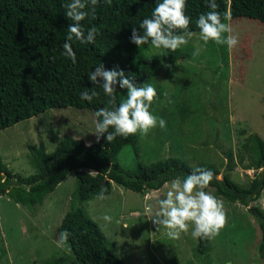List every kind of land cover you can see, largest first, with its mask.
I'll return each mask as SVG.
<instances>
[{
    "label": "rangeland",
    "instance_id": "obj_1",
    "mask_svg": "<svg viewBox=\"0 0 264 264\" xmlns=\"http://www.w3.org/2000/svg\"><path fill=\"white\" fill-rule=\"evenodd\" d=\"M223 22L231 29L225 35L238 37L234 47L217 45L210 40L201 48L198 31H193L188 43L178 48L180 53L177 52L174 66H165L169 60L163 54L156 84L165 91L164 96L174 91L173 99H186L182 113H188L190 118L182 124L181 112L176 113L161 99L152 112L163 117L166 126L157 125L145 135L139 133V158L143 163L176 154L192 165L216 163L220 169L218 178H222L223 172H230L233 178L249 179L241 164L237 163L233 170L227 168L223 147H231L237 161L236 152L242 143L238 139L244 137L241 133H257L264 140V22L244 16L226 18ZM146 51L159 52L151 45ZM221 119L226 122V128L220 126ZM94 121L93 111L87 108L70 106L45 110L1 129L0 154L13 173L33 175L36 169L29 156L30 145L42 142L47 151H53L57 136L64 133L92 143L97 140L93 133ZM172 125L175 128L183 125L181 131L185 136L169 138ZM206 127L211 134L204 142ZM170 143L175 144L173 152H170ZM134 161L131 144H125L112 158V163L123 169L130 168ZM246 172L253 175L251 169ZM170 181L145 193L115 183L104 198L96 196L84 203L89 216L104 232L108 249L120 256L124 264L174 261L180 264H264V251H259L260 226L249 210L258 207L264 211V189L259 199L243 206L216 195L214 187L206 186L205 191L222 200L226 219L218 234L210 239V250L198 254V241L192 238L191 228L180 238L169 239L165 226L153 224L144 212L146 201L151 202L154 209L158 207L156 201L166 195ZM76 183L75 173L69 172L41 203L32 206L0 195V248L6 250L11 264H41L52 259L56 264L79 263L67 242L64 247L58 245L60 220L69 208ZM106 213L112 217L111 221L104 219ZM0 263H4L1 256Z\"/></svg>",
    "mask_w": 264,
    "mask_h": 264
},
{
    "label": "trees",
    "instance_id": "obj_2",
    "mask_svg": "<svg viewBox=\"0 0 264 264\" xmlns=\"http://www.w3.org/2000/svg\"><path fill=\"white\" fill-rule=\"evenodd\" d=\"M63 2L64 0H0V130L51 108L71 106L87 108L94 113L95 109L104 106L106 97L102 88L88 80L87 71L94 69L99 62L108 69L118 65L125 70L126 75L135 77V82L140 85L152 83L157 95L150 111L163 99L174 108L173 111L181 112L182 124L185 119L190 118L188 113H182L184 104L188 101L173 99L171 96L175 94L174 91L167 97L164 96L165 91L156 84L164 55H160V52H147L150 41L137 47L129 39L131 29L138 27L143 17L151 15L155 6L153 0H111V3L98 0L94 6L89 4V8L95 7V15L90 13L80 23L85 31L95 25L98 34L92 43H81L73 39L71 43L76 53V63L61 55L67 26L71 23L64 15ZM217 3L222 21L244 16L264 22V0H217ZM209 10L211 9L203 0L186 2L185 11L193 19L200 12ZM190 28L198 31L194 23H190ZM177 52L180 53L178 48L169 50L166 54L168 63L172 66L176 63ZM187 55L192 57L189 53ZM84 87H95L100 95L92 101L82 100L79 93ZM115 95L119 103L125 98L126 89L117 88ZM227 120L230 121V118ZM221 121L220 126L226 128V122L223 119ZM171 127L169 138L184 135L181 131L183 125ZM230 128L231 126L228 129ZM210 134L206 127L204 142ZM241 134L244 137L238 139L242 143L236 152L237 161L233 158L231 147H223V150L227 168L233 170L237 163L241 164L244 175L249 177L247 181L233 178L230 172H223L222 178H218L220 169L216 163L201 162L199 165L213 171L214 177L207 186L214 187L216 195L244 206L257 200L264 189V140L257 133ZM57 139L58 143L53 151H47L42 142L29 146V156L36 169L33 175L20 176L13 173L0 154V195H8L15 202L32 206L41 203L69 172H74L76 189L69 208L61 217L58 233L64 229L71 233L67 243L78 264H124L120 256L108 249L104 232L89 216L84 203L99 196L102 190L108 194L115 183L140 193L159 189L177 175L187 174L195 165L176 154L149 164L143 163L139 158V132L127 137L117 136L112 141H106L101 136L99 140L89 144L68 133L58 135ZM125 144H131L135 154V161L128 169L112 163V158ZM174 145L170 143V152L174 151ZM248 169H253L252 177L247 174ZM249 210L258 220L261 231L259 251L263 252L264 211L258 207H251ZM197 241L198 254L210 250L209 238H198ZM0 256L4 260L2 264H11L4 248H0ZM41 264H56V260Z\"/></svg>",
    "mask_w": 264,
    "mask_h": 264
},
{
    "label": "clouds",
    "instance_id": "obj_3",
    "mask_svg": "<svg viewBox=\"0 0 264 264\" xmlns=\"http://www.w3.org/2000/svg\"><path fill=\"white\" fill-rule=\"evenodd\" d=\"M107 2L111 3V0ZM153 2L155 6L151 10V15L143 17L138 27L131 29L129 39L137 47L150 41L152 48L158 50L160 55L167 54L169 50L174 51L187 44L188 39L193 35L194 30L190 28V23H194L198 29L201 48L206 47L210 40L229 48L238 43L236 35H225L230 33L231 29L221 19L217 0H203L211 10L200 12L195 19L185 11L187 0H153ZM97 3L98 0H64L62 3L65 9L64 15L71 23L67 26V36L62 43L61 55L69 58L73 63H76V53L71 43L73 39L81 43H92L98 34L95 25L85 31L80 23L90 13L95 15V7L89 8L88 5L94 6ZM165 66L172 67L171 64ZM87 78L93 85L102 88L106 97L104 106L98 107L94 112L93 133L97 140L103 136L106 141H112L117 136L127 137L137 132L145 135L149 129L157 125L161 128L166 126L163 117L150 111L153 99L157 95L156 87L152 83L140 85L135 82V77L126 75L125 70L118 65L108 69L102 62L87 71ZM117 88L126 89V96L119 103L115 95ZM99 95L95 87H84L79 93L81 99L86 101H92ZM247 174L252 177L254 171L252 176ZM213 177L214 173L211 169L204 165H195L187 174L177 175L170 181L166 195L156 201L158 207L154 209L153 204L146 201L143 206L145 214L153 224L165 226L166 236L169 239L180 238L181 234L188 233L190 228L193 239L213 238L223 227L226 219L222 200L204 190ZM98 195L104 198L105 192L102 190ZM104 219L111 221L112 217L106 213ZM70 235L69 230H62L58 245L64 247Z\"/></svg>",
    "mask_w": 264,
    "mask_h": 264
},
{
    "label": "water",
    "instance_id": "obj_4",
    "mask_svg": "<svg viewBox=\"0 0 264 264\" xmlns=\"http://www.w3.org/2000/svg\"><path fill=\"white\" fill-rule=\"evenodd\" d=\"M105 180V179H104Z\"/></svg>",
    "mask_w": 264,
    "mask_h": 264
}]
</instances>
